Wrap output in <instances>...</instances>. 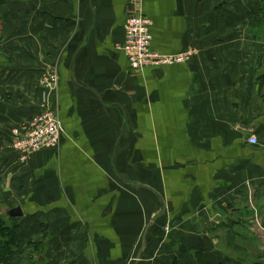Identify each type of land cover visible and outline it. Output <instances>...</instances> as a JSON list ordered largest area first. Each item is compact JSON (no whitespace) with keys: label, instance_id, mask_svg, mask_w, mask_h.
I'll list each match as a JSON object with an SVG mask.
<instances>
[{"label":"crops","instance_id":"crops-1","mask_svg":"<svg viewBox=\"0 0 264 264\" xmlns=\"http://www.w3.org/2000/svg\"><path fill=\"white\" fill-rule=\"evenodd\" d=\"M142 7L154 51L194 56L132 74L117 48L129 0L0 9V189L5 211L25 213L12 264L36 246L40 264H190L194 249L227 264L215 244L226 228L248 259L237 264H264V0ZM49 72L55 93L40 85ZM45 106L60 146L22 162L13 128Z\"/></svg>","mask_w":264,"mask_h":264},{"label":"built area","instance_id":"built-area-1","mask_svg":"<svg viewBox=\"0 0 264 264\" xmlns=\"http://www.w3.org/2000/svg\"><path fill=\"white\" fill-rule=\"evenodd\" d=\"M152 21L144 14L142 0H129V9L125 24V39L117 48L124 53L132 74L141 73L146 68L168 67L186 63L193 52L180 54H161L152 49ZM47 74V73H46ZM45 74V75H46ZM41 80L42 88L49 92L56 90L59 77L49 73ZM58 111L51 106L43 107L39 113L26 119L12 133V148L24 162L30 155L41 150L57 149L61 142L63 126ZM253 146L259 145L256 136L249 138Z\"/></svg>","mask_w":264,"mask_h":264},{"label":"trees","instance_id":"trees-1","mask_svg":"<svg viewBox=\"0 0 264 264\" xmlns=\"http://www.w3.org/2000/svg\"><path fill=\"white\" fill-rule=\"evenodd\" d=\"M8 2L9 0H0V9L5 7ZM4 211V207L2 210L0 209V264H12L9 257L13 256L16 252L18 253L22 243L18 234V224L12 223L14 219H9L6 217L3 214ZM6 220H9L11 223H6ZM36 248L39 249V246H36ZM196 255L198 264H211L210 262L206 261V258L202 253L197 252ZM19 264L29 263H24V261H21ZM36 264L40 263L36 262ZM227 264L233 263L228 261Z\"/></svg>","mask_w":264,"mask_h":264},{"label":"rangeland","instance_id":"rangeland-1","mask_svg":"<svg viewBox=\"0 0 264 264\" xmlns=\"http://www.w3.org/2000/svg\"><path fill=\"white\" fill-rule=\"evenodd\" d=\"M191 52H193V55L192 56H194V51H191ZM192 58V57H191ZM49 73H51V74H53V73H55V72H49ZM49 73H47L46 75H47V77L48 76H51ZM46 75H44V77L46 76ZM58 86H59V84H58ZM57 90H58V87H57V89L56 90H52L53 91V93H55V92H57ZM34 116V115H33ZM30 119V118H29ZM28 120V119H27ZM23 123V122H22ZM21 123V124H22ZM17 127H19V125L17 126ZM17 127H15V128H13V131L17 128ZM13 131H12V133H13ZM13 142V141H12ZM60 146V145H59ZM48 150V149H47ZM34 154V153H33ZM6 205H11V199H10V196L9 195H7V193H5V192H3L1 189H0V209L2 210V208L3 207H5ZM229 216L231 217V220L233 219L232 217V212L229 214ZM14 221V220H13ZM12 221V223H16V222H13ZM6 223H11L9 220L7 221L6 220ZM18 223V222H17ZM230 226V225H229ZM230 228V227H229ZM228 228H226V229H224V231H223V233L224 234H221V236L220 237H222V238H220V239H222V241L219 243V242H216V239H215V237L213 238V239H215V244H218V246L221 248L222 247V250L224 251L223 253H224V257H225V259H226V262L228 263V261L229 262H231V263H233V264H237V260L238 259H242V260H245L246 261V259L247 258H243L242 256H243V254L242 253H238L239 255H241L240 257L241 258H237V257H234L233 256V254L234 253H236V252H233V244L232 243H230V242H226V236H225V233H226V231L225 230H227ZM168 235H169V233H168ZM169 236H171V234L169 235ZM176 237L177 236H175V239H176ZM220 239H219V241H220ZM23 245H21V248L19 249V250H22L24 247H22ZM32 246V245H31ZM217 246V245H216ZM31 248V247H30ZM34 252H32V254H27V256L25 257V259H22V261H24V263H29V264H36V262H38V259H39V257L38 256H40V250L39 249H37V248H35L34 247ZM197 250H195L194 249V251L192 252V254L190 255V257H189V262H190V264H198V262H197V258H196V252ZM228 256H229V258L231 259H229L228 258ZM235 259H237V260H235ZM233 260V261H232ZM206 261H208L207 259H206ZM237 261V262H236ZM247 262H248V259H247Z\"/></svg>","mask_w":264,"mask_h":264},{"label":"water","instance_id":"water-1","mask_svg":"<svg viewBox=\"0 0 264 264\" xmlns=\"http://www.w3.org/2000/svg\"><path fill=\"white\" fill-rule=\"evenodd\" d=\"M141 188H146V189H150V187L147 186H140ZM6 217H8L9 219H18V218H23L25 213L23 211V209L19 206V207H14L12 209L6 210L3 213ZM155 219H152L151 223L148 225L146 231H145V235H144V239H143V244L146 245V238H147V234L149 232V230L152 228V226L154 225Z\"/></svg>","mask_w":264,"mask_h":264},{"label":"bare ground","instance_id":"bare-ground-1","mask_svg":"<svg viewBox=\"0 0 264 264\" xmlns=\"http://www.w3.org/2000/svg\"><path fill=\"white\" fill-rule=\"evenodd\" d=\"M124 31H125V28H124Z\"/></svg>","mask_w":264,"mask_h":264}]
</instances>
